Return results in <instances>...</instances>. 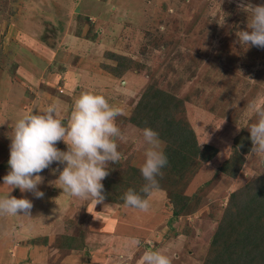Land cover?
<instances>
[{"label": "rangeland", "instance_id": "374dc122", "mask_svg": "<svg viewBox=\"0 0 264 264\" xmlns=\"http://www.w3.org/2000/svg\"><path fill=\"white\" fill-rule=\"evenodd\" d=\"M246 29L247 14L238 10L237 0H0V105L16 96L14 103L0 106V179L9 169L5 163L11 128L24 111L56 104L67 119L82 90L103 94L123 112L116 118L122 132L117 140L121 159L110 163L107 177L116 176L126 160L138 167L144 162L142 129L127 120L147 86L175 97L181 106L177 116L185 117L198 145L216 150L182 182L181 192L201 200L193 212L178 217L172 216L167 191L158 188L147 212L128 211L125 204L109 201L95 206L91 198H78L77 204L74 197L69 214L59 222L53 213L67 197L58 201L52 191L43 192L42 198L31 200L30 217L35 210L49 213L48 222L31 224L52 225L61 235H81L83 244L62 250L59 238L48 237L42 239L39 255L23 257L19 264H144L142 256L149 248L166 254L172 264L203 263L228 197L264 174V158L250 155V150L234 178L220 171L235 149V139L256 122L250 105H264V49L237 38L236 33ZM31 37L56 51L54 59L47 57V67L32 60L41 67L33 78L19 71L21 64L36 58L27 57V51L38 50ZM106 65L125 69L111 72L103 69ZM76 72L88 73L90 82ZM56 146L67 148L62 141ZM51 169L45 172L49 185L59 176ZM133 238L139 239L138 247L130 245Z\"/></svg>", "mask_w": 264, "mask_h": 264}, {"label": "clouds", "instance_id": "9594fccd", "mask_svg": "<svg viewBox=\"0 0 264 264\" xmlns=\"http://www.w3.org/2000/svg\"><path fill=\"white\" fill-rule=\"evenodd\" d=\"M237 8L247 14V29L236 33L237 38L248 47L264 49V4L237 0ZM250 107L256 115V122L248 128L252 143L250 155L264 158V105L253 103ZM122 114V109L110 104L103 94L90 90L80 92L67 119L61 117L56 104L22 114L9 136V170L3 177V185L9 191L0 196V216L30 217L32 201L12 196L11 192L19 189L21 193L30 192L42 198L44 193L39 185L44 177L40 173L53 163L64 165L62 170H53L59 171L56 181L64 193L81 200L91 198L95 206L102 204L106 199L102 181L109 175L110 163L121 159L117 140L122 138V132L116 118ZM141 131L146 150L140 172L145 184L139 192L129 188L123 199L126 207L147 212L150 197L159 188L157 177L163 176L161 170L167 166L168 158L160 148L158 132L151 127ZM61 141L66 150L56 146ZM108 206L105 204L104 208ZM139 244V239L130 241L131 246ZM142 259L144 264H172L166 254L151 248L144 251Z\"/></svg>", "mask_w": 264, "mask_h": 264}, {"label": "trees", "instance_id": "16d2710c", "mask_svg": "<svg viewBox=\"0 0 264 264\" xmlns=\"http://www.w3.org/2000/svg\"><path fill=\"white\" fill-rule=\"evenodd\" d=\"M118 59L120 61V57ZM123 68L103 66V69H110L111 72ZM179 107L172 95L160 88L147 86L133 105L127 120L141 129L151 127L164 143L163 151L168 164L161 170L163 176H158L157 180L159 188L166 190L169 195L174 217L180 213L193 212L200 203L197 194L191 198L181 192V184L191 176L190 173L200 162L209 161L216 152L210 145H198L185 117L177 116L181 112ZM235 143L231 157L220 168L223 174L231 178L235 177L243 164V155L251 149L250 132L246 129L242 131ZM5 164L8 168V163ZM116 174L102 181L105 201L125 204L123 197L126 191L132 188L139 192L145 180L140 167L130 164L129 160L122 164V169ZM59 240V247L62 248H81L83 244L81 235H62ZM202 264H264V174L245 183L228 197L212 236L209 253Z\"/></svg>", "mask_w": 264, "mask_h": 264}, {"label": "crops", "instance_id": "0c3cea01", "mask_svg": "<svg viewBox=\"0 0 264 264\" xmlns=\"http://www.w3.org/2000/svg\"><path fill=\"white\" fill-rule=\"evenodd\" d=\"M14 38H10L11 44H12V41L14 40ZM30 41L33 45H35L38 42L37 46H36L38 48V50H35L36 54L33 52L27 51V57H36V58L30 59L28 62V65H26V66L24 64H21L19 71L21 72L23 70L24 72H26V75H28L29 78H33V77H35V75L41 74L40 73L41 67H39V65L35 66L34 63H32V60H35V61L37 60V62L41 61L44 64V66L47 67L49 65L48 64L49 59L47 57H51L52 59H54L55 58L54 56L56 55V51L54 49V46L45 48L42 45L43 43L39 39H33L31 37ZM0 46H1V44H0ZM9 50H10V48H9ZM24 57H26V55ZM30 66L34 67V69H32ZM26 67L28 69L25 71L24 68H26ZM36 73H38V74H36ZM50 73H52V71H50ZM77 76L81 77V79L83 78L85 80V82H87V81H88V83L90 82L89 81L90 75H88V73H86V72L77 73ZM94 76H95V74L93 75V78H94ZM93 80H95V79H93ZM92 82L93 81H91V83ZM45 88H47V87H45ZM14 96H15V94H14ZM76 96L78 97L79 95H76ZM15 99H16V96H15V98H11V97L8 98V101L6 103H2L0 105L1 108H6V104H9L11 102L14 103ZM40 105H42V104H40ZM41 109L42 108L39 107L37 110L39 111ZM24 112H26V111H24ZM51 166L53 167V169H57L60 167L63 168V166H59L57 163H53ZM53 169H51V171H53ZM5 170H7V169L6 168L1 169V171H3V172ZM45 172H46V169L40 173V175L44 177V182L41 185H39V190L42 192H45V193L52 191L53 193H55L58 201L61 200L62 197H64V198L67 197V199H68V201H66V202L64 201L63 206L59 210L55 211V213H53V211H52L53 215L56 216V221L60 222L62 217L64 218V216H67L69 214L70 207H72V204L74 203V197H72L71 198L72 200L69 201L70 195L68 193H63L61 191L62 186L60 185V183L58 181L56 183H54L53 185H49V183L51 182L50 181L51 178L48 179L47 178L48 173H45ZM55 172H57V171H55ZM57 179L58 178H56V180ZM8 191H9V189L6 185H3V177H1V179H0V196L5 195ZM11 195L15 196L17 198L26 197L30 200H33L36 198L30 192L21 193L19 189H14L11 192ZM77 200H78V198L75 197V201L78 204ZM108 203H111V202H107V204ZM59 205H60V203H59ZM98 205H100V204H97V206ZM127 208H128V211H130L131 209H134L131 207H127ZM35 211H36V214L33 216V218L30 217V219H33V220H28V218L25 219V217H23V216L21 217L20 215H17V216H10V215L9 216H0V261L3 260V262H8L9 264H11L12 260H14V264H19L23 257H26L28 255H29V257L39 255V253L41 252V247L44 246L42 239L47 238V240H48V237H50V239H52L53 237L57 239V238H60L62 235L73 236V234H70V233L69 234L63 233L61 235L59 233V229L53 227L52 225L46 226L42 223L40 226H33L31 224L32 221L41 220L45 223V222H48V219H49V216H48L49 213H46L43 215V213H40L38 210H35ZM52 213H50V215H52ZM31 241L33 243H31ZM60 249L66 250L67 248L60 247ZM4 254H9V257L8 258L3 257Z\"/></svg>", "mask_w": 264, "mask_h": 264}]
</instances>
